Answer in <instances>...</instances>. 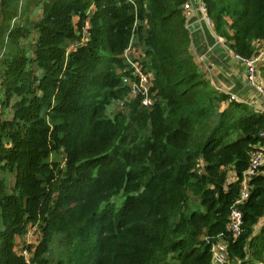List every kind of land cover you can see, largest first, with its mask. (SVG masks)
<instances>
[{
	"label": "trees",
	"instance_id": "trees-1",
	"mask_svg": "<svg viewBox=\"0 0 264 264\" xmlns=\"http://www.w3.org/2000/svg\"><path fill=\"white\" fill-rule=\"evenodd\" d=\"M186 2L0 0V264H211L219 240L264 264V168L228 232L264 113L206 80ZM201 2L233 55L259 56L264 0ZM128 47L149 108L122 83Z\"/></svg>",
	"mask_w": 264,
	"mask_h": 264
},
{
	"label": "crops",
	"instance_id": "crops-1",
	"mask_svg": "<svg viewBox=\"0 0 264 264\" xmlns=\"http://www.w3.org/2000/svg\"><path fill=\"white\" fill-rule=\"evenodd\" d=\"M187 1L192 8L185 22L190 35V51L195 63L202 69L206 80H209L220 93L229 97L233 96V101L248 105L256 113H264V96L245 80V64L234 59L235 56L223 43L224 41L217 37L212 24L201 13L200 9L203 5L201 0ZM259 47L257 67L260 74V70L264 69V44ZM222 107H227V104ZM227 179L228 182L236 180L231 168L227 171Z\"/></svg>",
	"mask_w": 264,
	"mask_h": 264
},
{
	"label": "built area",
	"instance_id": "built-area-1",
	"mask_svg": "<svg viewBox=\"0 0 264 264\" xmlns=\"http://www.w3.org/2000/svg\"><path fill=\"white\" fill-rule=\"evenodd\" d=\"M133 1L134 0H125L126 3L127 2L133 3ZM191 10H192L191 5H189L187 1L186 4L183 6V12L186 17L189 15ZM200 10L203 15H206L203 5L201 6ZM206 19L207 21H209L207 17ZM132 52L133 55L136 54L134 49L128 47V49L125 51L123 55L126 64L131 66V72L129 74V77L124 78L122 80V83L124 84L125 88H128L129 90L128 98L134 99L139 96L141 107L149 108L150 105L152 104L149 97V86H150L149 82L151 80V74L145 75L144 73H142L141 65L139 64V61L137 62L131 58V56H133L131 54ZM235 58L240 62L244 63L246 66L245 80L248 81L249 84L254 86L264 96V81L259 78L256 71V64L259 60V56L257 58L246 59V60L238 58L237 56H235ZM229 99L234 100V97L230 96ZM261 136L264 138V134H262ZM250 159L251 162L248 167V170L242 174V178H241L242 181L240 183V190L238 197L239 200H237L235 204L230 208V214H229L230 223L228 225V232L231 233V235L234 238L240 235L241 227L243 224L241 213L236 208V206L248 199L247 196L249 193V182L251 180L250 178L256 175L259 172V170L264 167L263 144H258L257 146L254 147ZM229 183L231 182L229 181L228 184ZM20 254L27 260L28 254L26 253V251L20 250ZM211 258H212L211 264H228L229 262L228 244L223 240H219L218 242L214 243L211 247Z\"/></svg>",
	"mask_w": 264,
	"mask_h": 264
},
{
	"label": "rangeland",
	"instance_id": "rangeland-1",
	"mask_svg": "<svg viewBox=\"0 0 264 264\" xmlns=\"http://www.w3.org/2000/svg\"><path fill=\"white\" fill-rule=\"evenodd\" d=\"M259 48H260V47H259ZM261 51H262V49H261ZM138 53H140V51H138ZM258 54H260V51H259ZM257 66H258V65L256 64V71H257V74H258L259 78H260L261 80H263L262 76L264 75V69H261V70H260V74H259V69H258ZM217 91H218V90H217ZM220 107H221V106H220ZM221 108L223 109V107H221ZM118 109H120V104H115V105L113 106V108L110 109L109 112H111V111H113V110H114V111H117ZM123 112H124V110H123ZM199 165L201 166V163H199L198 166H199ZM196 170L201 171L200 167H197ZM121 199H122V198H118L117 200H114V201H115V203L118 204V203L121 201ZM190 200H191L192 203H193V204L190 205V208H191V207H193V205H196L197 200H195V198H190ZM35 239H36L35 236H34V235L32 234V232H31L29 235L26 236V238H24V242H25V244H26V242H27V243H32V242H34ZM17 242H18V246H20L21 244L24 243L23 241H20V239H19Z\"/></svg>",
	"mask_w": 264,
	"mask_h": 264
},
{
	"label": "water",
	"instance_id": "water-1",
	"mask_svg": "<svg viewBox=\"0 0 264 264\" xmlns=\"http://www.w3.org/2000/svg\"><path fill=\"white\" fill-rule=\"evenodd\" d=\"M234 59H236V58L234 57Z\"/></svg>",
	"mask_w": 264,
	"mask_h": 264
}]
</instances>
